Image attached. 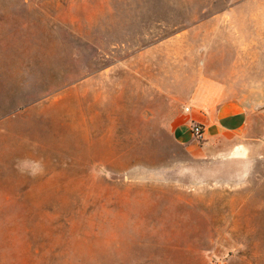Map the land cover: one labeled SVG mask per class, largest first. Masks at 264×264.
Returning a JSON list of instances; mask_svg holds the SVG:
<instances>
[{
  "label": "rangeland",
  "instance_id": "obj_1",
  "mask_svg": "<svg viewBox=\"0 0 264 264\" xmlns=\"http://www.w3.org/2000/svg\"><path fill=\"white\" fill-rule=\"evenodd\" d=\"M0 264H264V0H0Z\"/></svg>",
  "mask_w": 264,
  "mask_h": 264
},
{
  "label": "crops",
  "instance_id": "obj_2",
  "mask_svg": "<svg viewBox=\"0 0 264 264\" xmlns=\"http://www.w3.org/2000/svg\"><path fill=\"white\" fill-rule=\"evenodd\" d=\"M251 119V114L246 110L239 108L232 110L228 105L219 106L206 114L194 110L186 116L184 123L174 130L173 137L180 145L186 146L193 152L196 144L190 133L191 123L201 124L204 127V141H210L220 136L243 134L250 125Z\"/></svg>",
  "mask_w": 264,
  "mask_h": 264
},
{
  "label": "built area",
  "instance_id": "obj_3",
  "mask_svg": "<svg viewBox=\"0 0 264 264\" xmlns=\"http://www.w3.org/2000/svg\"><path fill=\"white\" fill-rule=\"evenodd\" d=\"M190 133L197 143H202L204 141V127L201 124L196 122L191 123Z\"/></svg>",
  "mask_w": 264,
  "mask_h": 264
}]
</instances>
